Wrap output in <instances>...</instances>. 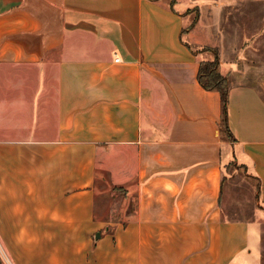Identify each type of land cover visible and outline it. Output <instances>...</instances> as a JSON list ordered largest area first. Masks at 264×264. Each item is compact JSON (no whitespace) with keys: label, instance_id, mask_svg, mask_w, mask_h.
I'll list each match as a JSON object with an SVG mask.
<instances>
[{"label":"crops","instance_id":"obj_1","mask_svg":"<svg viewBox=\"0 0 264 264\" xmlns=\"http://www.w3.org/2000/svg\"><path fill=\"white\" fill-rule=\"evenodd\" d=\"M263 2L0 0L4 264H264Z\"/></svg>","mask_w":264,"mask_h":264},{"label":"rangeland","instance_id":"obj_2","mask_svg":"<svg viewBox=\"0 0 264 264\" xmlns=\"http://www.w3.org/2000/svg\"><path fill=\"white\" fill-rule=\"evenodd\" d=\"M190 2L192 7H195L191 11L190 21L195 22L201 13L202 25L201 30H204L207 33V36H210L214 42L219 40L218 37L212 35V33L225 34L231 33V6L237 7L235 11L236 15L243 14L244 11H240L238 8H243L242 5H233L231 0H186L180 4L179 8H183L186 3ZM197 5V6H196ZM250 13H258L257 15L251 17L252 29L259 27L257 25L261 24L264 27V2L262 4H254L251 7ZM237 21L234 22L236 24ZM207 48V47H206ZM212 48V47H210ZM103 170H99V182L104 181ZM3 263V261L0 259ZM4 264V263H3Z\"/></svg>","mask_w":264,"mask_h":264},{"label":"trees","instance_id":"obj_3","mask_svg":"<svg viewBox=\"0 0 264 264\" xmlns=\"http://www.w3.org/2000/svg\"><path fill=\"white\" fill-rule=\"evenodd\" d=\"M195 24V23H194ZM204 50L213 53L212 60H206L201 64L199 72V80L201 84L208 90H218L221 93L223 100V132L229 134L230 128L228 125L227 112L229 104V79L220 71V57L217 48L205 47Z\"/></svg>","mask_w":264,"mask_h":264},{"label":"water","instance_id":"obj_4","mask_svg":"<svg viewBox=\"0 0 264 264\" xmlns=\"http://www.w3.org/2000/svg\"><path fill=\"white\" fill-rule=\"evenodd\" d=\"M0 264H3V263L0 261Z\"/></svg>","mask_w":264,"mask_h":264}]
</instances>
